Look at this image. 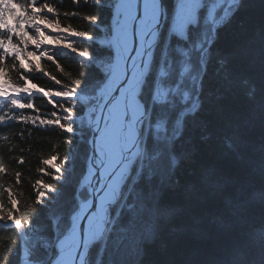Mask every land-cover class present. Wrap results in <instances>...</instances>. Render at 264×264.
Segmentation results:
<instances>
[{
	"label": "trees",
	"instance_id": "obj_1",
	"mask_svg": "<svg viewBox=\"0 0 264 264\" xmlns=\"http://www.w3.org/2000/svg\"><path fill=\"white\" fill-rule=\"evenodd\" d=\"M48 2L62 14L76 13L60 18L94 37L76 38L73 43L99 59L93 61L94 67L76 49L46 47L41 51L57 59L44 60V70L31 74L34 83L49 91L58 90L50 74L64 80L63 70L82 84L95 81L100 86L108 75L111 44L107 39L103 46L98 45L97 26L83 17L98 14L103 25L109 24L113 0H102L103 7L85 0ZM240 4L210 47L201 83V106L175 142V149L183 155L169 174L157 163V171L152 170L156 178L140 179L133 200L128 198L122 204L132 206L113 220L98 264H264V0H242ZM164 5L172 6V0H164ZM14 8L8 0H0V15L11 16ZM96 95L94 104L99 101ZM23 99L37 105L39 119L35 124L11 121L0 125V160L8 168L0 182L23 194L26 213L36 201L44 205L36 204L39 216L33 235L45 230V242L55 231L52 211L57 209L61 214L76 207L75 199L73 205L70 202L71 196L74 198L72 184L78 175L75 169L84 164L89 152V123L87 119L73 122L71 130H66L68 121L59 122L62 115L44 93L37 91L31 101ZM7 111L0 105V114ZM76 111H80L79 106ZM15 114L34 113L24 110ZM57 156L62 169L53 171L46 161ZM16 171L22 173L19 186L14 179ZM83 172L81 167L79 177ZM137 190L141 196L136 195ZM127 242L133 243L132 247L126 248ZM23 248L16 229L0 222V264H24L27 250L22 253ZM124 248L129 250L126 256L121 252ZM93 258L89 257L90 263Z\"/></svg>",
	"mask_w": 264,
	"mask_h": 264
},
{
	"label": "rangeland",
	"instance_id": "obj_2",
	"mask_svg": "<svg viewBox=\"0 0 264 264\" xmlns=\"http://www.w3.org/2000/svg\"><path fill=\"white\" fill-rule=\"evenodd\" d=\"M241 1L242 0H172V6L170 5L168 7L163 4L164 10L166 11L164 22L158 32L160 34L159 40L152 51V62L146 67V74L143 75V82L137 86V88H140H138L140 92H137L136 97L142 105L143 113L141 116H143V123L140 126L141 138L138 143L135 141L133 145L134 147L138 146L137 149L140 150V153L138 154V152H135V149H130L135 152L136 157L133 159V164L129 171L130 173L122 182V186L115 188L114 184L111 188H108L109 190L111 189L113 193L109 200H102L101 202H99V200L96 201V204H99L102 208V210H100V207L97 206L96 210L98 213L100 211V217L105 218L111 216V219L107 222L106 220L100 221L101 226L97 233L100 234L101 231H103V233H108L113 224V220L115 221L119 213L124 212L128 207L132 206L131 203L127 205L122 204L126 202L128 198H132L133 200L134 190L138 189V183L141 178L144 180L151 178L150 176L154 175L152 170L157 171L156 168H159L158 165H164L169 174L171 172V167H174L180 159L179 156L183 155V151L178 152V150L175 149V142L183 133L189 117L193 116L195 111L201 106V83L203 73H205V68H203V66L208 63L210 47L216 38L218 30L222 27L219 25V21L221 18H223L221 20L223 23L225 20L228 21L241 5ZM209 13L212 14V17L210 16V21H206V15ZM217 21L218 23L216 24ZM144 33L147 35L146 31H144ZM188 36H193L192 38H194V41H191L192 48L189 47L190 45H186ZM172 39L174 42L170 43ZM108 43L111 44L112 54L109 66L107 65V79L97 89L100 102L110 95L114 85L117 83L120 77L119 60L122 59L123 56L122 50L116 48L115 40H113L112 37L108 39ZM188 48H190L193 53L189 52ZM99 101L97 103L98 106L100 104ZM120 107L121 105L119 104L118 109H123ZM92 108L90 109L92 115L87 117L89 123L87 140H89L92 133L91 123L97 116V111L95 112L96 109ZM124 111L123 109V114ZM141 116L133 124L139 123ZM133 124H125V126L130 125L133 131ZM105 131L104 129L103 132ZM113 136L115 135L113 134ZM118 138L117 136V139ZM114 142L116 143L115 140ZM115 145L116 144H114V146ZM117 146L120 148L119 145ZM126 153L127 152H120L124 157ZM89 158L90 147L84 164L81 165L84 170L81 177H79V170L81 167L75 169L78 175H76L72 184L74 194V198L71 196L70 200L72 205L75 200L86 201L90 198L91 189H89V179L86 177ZM105 173L108 174L106 170ZM156 177L157 175L153 176V178ZM114 180L115 177H113V182ZM139 194L140 192L137 190L136 195ZM140 200L141 198L138 199V201ZM109 201H113V203L111 204ZM69 205L70 203L67 204V206ZM67 206H65V208H68ZM79 208L80 205H76L74 210L67 211L66 209L67 212L61 214H59L60 210L54 209L50 215L52 219L51 227L55 229L57 236L54 242L56 243L58 252L61 251L60 243L63 239L71 243V239H69L66 234L72 226V217L77 213ZM64 217H67L66 222L61 221ZM96 222L97 221H95V226L97 227ZM64 225H66V227ZM42 232L40 234L35 233V242L43 241V237L45 236L42 235ZM45 243H48V239L45 240L44 244ZM72 243H74V241H72ZM125 245L126 248L128 246L132 247L133 243L129 244V242H127ZM94 248L95 245L93 244L88 250V253H92ZM24 249L25 248L22 249V253H26ZM52 255L56 257L57 253L54 252ZM25 260L26 258L23 259V262H25ZM87 263L98 264V262L94 260L90 263L89 258H87Z\"/></svg>",
	"mask_w": 264,
	"mask_h": 264
},
{
	"label": "snow or ice",
	"instance_id": "obj_3",
	"mask_svg": "<svg viewBox=\"0 0 264 264\" xmlns=\"http://www.w3.org/2000/svg\"><path fill=\"white\" fill-rule=\"evenodd\" d=\"M10 5H15L14 14L0 15V105L8 108L7 112L0 114V125L16 121L19 123L35 124L39 117L36 113L39 111L34 102H25L23 97L29 101L33 95L40 91L50 100L55 108L58 109V115H62L60 123L64 124L66 130H71L73 122L82 123L89 115L91 106L97 98V89L99 87L95 81L81 83L75 77H70L61 70L60 74L64 80L57 76H51L54 84L59 86L58 90H47L38 87L31 78V74L44 70V60L56 61V57L48 51H41L46 47H66L69 50L76 49L81 56H84L96 66L93 61L99 58L93 57L90 53L77 49L73 43L76 38L94 39L92 35L83 30H77L71 23H63L61 15L70 16L76 13H61L58 8L48 2V0H8ZM78 2V0H77ZM85 3L93 6L103 7L102 0H85ZM137 5V17H144L147 21L151 19V6L163 5L164 0H113L112 17L107 25L102 24L101 17L96 14H89L83 17L88 23L96 25L99 30V38L96 40L98 45L103 46V42L110 37H115L119 28L125 24L129 17L130 6ZM142 6V7H141ZM166 10H161L160 18L164 17ZM47 13V14H45ZM159 25L157 24V27ZM103 75V73H102ZM107 79V77H105ZM65 80L68 82L65 83ZM118 92L119 89H116ZM64 103H58V99ZM74 102V103H73ZM71 104V106H66ZM77 106L80 111L77 112ZM30 110L33 115H16V112ZM19 162L23 164L25 158L21 156ZM47 165L53 171L62 169L60 158H48ZM8 172L3 160H0V177ZM14 179L17 185H20L22 173L15 172ZM6 193L7 199L4 200ZM20 191H14L12 187L5 188L0 182V222L11 224L19 233L20 240L27 250V257L24 264H54L56 257L53 252L59 255L56 248L57 239L55 231L48 237V243H36L33 233L37 229L36 217L39 216V210L34 202L27 213H35L30 216L25 212L24 201ZM45 199L42 197L41 200ZM40 207L44 205L40 203Z\"/></svg>",
	"mask_w": 264,
	"mask_h": 264
},
{
	"label": "bare ground",
	"instance_id": "obj_4",
	"mask_svg": "<svg viewBox=\"0 0 264 264\" xmlns=\"http://www.w3.org/2000/svg\"><path fill=\"white\" fill-rule=\"evenodd\" d=\"M134 5V4H133ZM130 6V10L132 8V6ZM156 6L157 5H153L151 6V19L145 21L144 17H141L140 19H138L136 12L137 10L135 9V13L133 15V17L131 16V18L128 17V20L125 24H123L118 32L117 35L115 37H113V40L116 39L115 42V46L116 48H119L120 50H124L126 53L123 56V60L120 59L119 60V64H120V69L123 70L124 66L126 68V71H128V69L133 70V71H142L144 68L147 67V65H149L150 62H152V57L151 55L153 54V50L152 45L155 42V34L158 31L159 26L157 27V15H156ZM211 7V5H210ZM129 12V16H130ZM127 25L131 26L132 28L128 29ZM157 30V31H156ZM144 31H146L147 34H149V42L151 44H149L150 46L145 43V47L146 50L142 49L143 45H141L140 42H137L135 45V39L137 38H143L144 36H146V34L144 33ZM190 37L188 36V40L186 42V45H188V43H190ZM193 37V36H192ZM137 46V47H136ZM143 50V51H142ZM140 57H143V59L141 58L142 61H140ZM125 64V65H124ZM144 66V68H143ZM125 91H130L129 95H124ZM138 88L134 87V86H126L123 85L121 87H119V93H117V95L115 96V98H112V106H115V103H117V105L119 106V104L121 105L120 108H123L124 114H123V109H118L117 112L114 115V124H115V128H116V133L114 134L113 130L111 129V131L109 130V128L107 126H105L107 128V130L105 132H103L102 130H100L101 125L104 126V124H106V120L108 118V116H102L103 112H102V106L105 104L106 100H101L99 106L97 104H94L92 107V109H96L95 112L97 113V118H95L94 122H93V127L91 129V132L93 130V134H94V139L91 140H87L86 144L87 146L90 147V143L91 145H93L94 150L91 154V162L89 164V168L88 172L86 173V177L89 179V184H91V193H90V198H88L86 201H77L75 202V205H80L79 208V213H85L87 215H91L92 211L89 210L90 208H94L97 204L96 201L99 200V202H101L102 200L107 201L110 199L111 194L109 191V187L115 184V188L117 187H121L122 186V182L125 180V178L127 177V175L130 173V169L132 167V162L133 159L136 157L135 156V152H138V154L140 153V150H136L131 151L134 148L135 144V132L134 129L132 131L131 128V124H133L138 118H140V116L143 113L142 110V105L141 102H139L137 100L136 94L138 92ZM140 92V91H139ZM128 93V92H126ZM107 103V101H106ZM99 115V117H98ZM131 116V117H130ZM105 118V120H104ZM125 124H130L125 126ZM102 128V127H101ZM104 129V128H103ZM116 135L115 136H113ZM117 136L119 137L118 140L120 141V143L122 144L121 148H118L117 143L114 142L115 139H117ZM114 144H116L114 146ZM120 146V144H118ZM101 146L104 148V154H102L99 149L101 148ZM131 149V150H130ZM120 152H127L125 154V157L120 154ZM119 156V157H118ZM124 157V158H123ZM89 159V160H90ZM109 169V170H108ZM99 170H101V172L105 175V170L108 173H114V177L115 180L114 182L112 181L110 183V176L106 177V180L109 181L110 185L106 190L99 189L98 187L100 185H104L107 182H105V178L102 180H99L98 183L96 184V181L98 180V172ZM97 171V172H96ZM103 181L105 183H103ZM79 193V192H78ZM77 193V194H78ZM109 194V195H108ZM105 196V197H104ZM99 205V204H98ZM100 210H102L101 206ZM97 211H94V218L96 219L98 217V220L96 222L97 227L95 226V223H92L91 226L94 228L89 229V232L92 230V232H94L95 234H93V237H97L99 236V230H100V226H101V222L102 220H104V217H100V211L98 213V215H96ZM109 212V211H107ZM90 213V214H89ZM111 219V216H109L108 221ZM108 224V223H106ZM125 230V229H124ZM121 231H123V229H121ZM105 233V232H104ZM103 233V236L94 243L95 245V249H96V253H88L86 254L87 258H89V256L93 255L94 258L93 260L98 262L101 260V253L104 250V239L107 236V234L109 233ZM78 230L75 231H71L69 230L66 234V236L70 237L71 239H79L78 237ZM86 239V238H84ZM65 240V239H63ZM61 241L60 245H61V249L62 250V254L60 255V257H58L61 262H68L70 261V259L73 257V255L77 254L78 252V248L76 247V243H69V242H65V241ZM141 240H145V239H141ZM122 254H124L125 256L129 253V250L127 251L126 248H124V250L121 251ZM131 252V251H130ZM73 259V258H72ZM69 264H72L69 263ZM88 264V263H86Z\"/></svg>",
	"mask_w": 264,
	"mask_h": 264
},
{
	"label": "water",
	"instance_id": "obj_5",
	"mask_svg": "<svg viewBox=\"0 0 264 264\" xmlns=\"http://www.w3.org/2000/svg\"><path fill=\"white\" fill-rule=\"evenodd\" d=\"M135 9L137 10V5L136 4H134L132 6V8L130 10L131 13H130L129 18H131V16L133 17V15L135 13ZM162 9L164 10V6L163 5L162 6L161 5H157L156 6V15L158 17L157 18V20H158L157 24L159 25V28H158V31L156 30L157 31L156 34H155V39L156 40L153 43L152 48L149 45V44H151L149 42V34H147L145 37H143L141 39L140 38L135 39V45H136L137 42H140L141 45H143L142 49L146 50L145 43H147L152 50L155 48V45L157 44V42L159 40V35H160L158 33L159 29L162 27V24H163L164 19H165V14H164V17L162 19L160 18V12H161ZM140 18L141 17H139L138 19H140ZM127 28L130 29L132 27L127 25ZM122 53H123V56H124V54L126 52L122 49ZM123 56H122V60H123ZM141 58L143 59V57H140V61H142ZM143 68H144V66H143ZM145 74H146V68H144L142 71H133V70H130V69H128V71H126L125 66H124L123 70L120 69V77L118 78L117 83L114 85L110 95L107 98L104 99V100L107 101V103L105 101V104L102 106L103 114H102L101 118L103 116H108V118L106 120V124H104V126L101 125L102 128L100 127V130H102V131H104V129L107 130V128L105 127V126H107L110 131L112 129L114 134L116 133V128H115V125H114V115H115V113L118 110V105H117V103H115V106L113 107L112 103H111L112 102V98H115L117 93H119V92L116 91V89H119V87H121L123 85H126V86L131 85V86H134V87L139 86L140 83L143 82V75H145ZM126 92H128V93H126ZM129 93H130V91H125L124 95H128ZM98 117H99V115H98ZM95 118H97V116ZM94 120H93V122H94ZM104 120H105V118H104ZM93 122L91 123V127H93ZM142 123H143V116H141V120H140L139 123H136V124L132 125V127L134 129V132H135V141H136V143H138L139 139L141 138L140 137V135H141L140 134V126H141ZM115 137H116V135H115ZM92 139H94L93 130H92L91 137L89 138V140L92 141ZM115 141H116L117 145L120 144V148H121L122 144L120 143V141L118 139H115ZM137 147L138 146H135L133 149L138 150ZM93 150H94V147L90 143V158H91V154H92ZM99 151L102 154H104V148L102 146L99 149ZM91 160L92 159L89 160L87 168H89V164H90ZM102 172H101V170H99V172H98V180L96 181V184H99L98 183L99 180H102L104 178L106 180V177H109L111 175V173H108V174L104 175ZM114 175L115 174L112 173V175L110 176V183L113 181ZM107 181L108 180H106L105 182H107ZM105 182L103 181V183H105ZM110 183L108 181V183H106L104 185H100L98 188L99 189L103 188V190L107 191V188L109 187ZM111 187H112V185L109 188H111ZM89 189H91V184H90V188ZM109 191H110V194L112 195L113 193H112L111 189ZM109 202L111 204L113 203V201H109ZM97 206H99V205H96L94 208H90L89 209V210L92 211L91 215H87L85 213H79L78 212L79 210L77 211V213L75 215H73V217H72V226H71L70 230L71 231L78 230V234L77 235H78L79 239H73V238L71 239V236L69 237V239H71V243H72V241H74V243L77 244L76 247L78 248V252H77V254L73 255V257H72L73 259L71 258L70 261L63 263L58 258L62 254V249H61V251H59V255L56 256V260L54 261V264H69L71 262H72V264H86L87 263L86 254H88V250L93 246V244L95 242H97L103 236V231H101L99 236H97L96 238L92 236L93 234H95L94 232H92V230L89 232L90 227L94 228V227L91 226V224L95 223V221L98 220V217L95 219L94 216H93L94 215V211L97 210ZM96 215H98V211L96 212ZM99 215L101 216V214H99ZM108 219H109V216L104 218V220H106V222L108 221ZM84 238H86V239H84ZM65 242H68V241L65 240Z\"/></svg>",
	"mask_w": 264,
	"mask_h": 264
},
{
	"label": "flooded vegetation",
	"instance_id": "obj_6",
	"mask_svg": "<svg viewBox=\"0 0 264 264\" xmlns=\"http://www.w3.org/2000/svg\"><path fill=\"white\" fill-rule=\"evenodd\" d=\"M206 16H207V19H206V21H210V19H211V17H212V14H211V13H209V14H208V15H206ZM210 16H211V17H210ZM191 31H192V30H191ZM188 33H189V32H188ZM191 41H194V38L190 37V41H189L190 43H188V45H187V46H189V45H190V46H189L190 48H192V47H191V43H192ZM198 47H199V46H198ZM190 48H188V49H189V52L193 53V52L190 50Z\"/></svg>",
	"mask_w": 264,
	"mask_h": 264
}]
</instances>
